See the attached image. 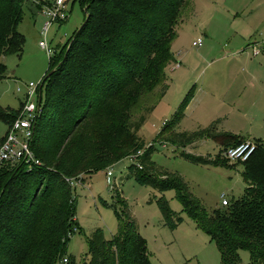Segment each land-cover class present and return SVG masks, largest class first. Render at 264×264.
<instances>
[{"label":"trees","instance_id":"1","mask_svg":"<svg viewBox=\"0 0 264 264\" xmlns=\"http://www.w3.org/2000/svg\"><path fill=\"white\" fill-rule=\"evenodd\" d=\"M26 1L0 0V81L7 77L3 56L24 51L26 36L19 30L25 19L24 4L32 14L38 13ZM188 1L80 0L86 23L61 48L59 60L50 58L51 67L42 81V87L47 84V98L43 105L41 88L42 112L32 142L42 164H8L0 169V264H57L64 258L67 264H76L75 256L68 254L69 234L78 229L73 189L59 194L60 189L73 186L74 180H66L72 172L105 170L102 165L108 161L97 149L83 154L80 146L79 158L62 162L64 150L82 124L86 139L95 132L113 135V127L121 124L132 146L126 150L124 145L123 154L137 153L129 175L161 192L175 190L183 209L217 242L222 264H241V249L250 251L251 264H264V144L260 140L247 161H238L247 184L243 196L211 214L180 175L157 171L152 161L155 142L139 154L146 146L139 133L169 89L166 67L174 60L170 44ZM147 97L149 105L142 103ZM191 98L189 93L171 120L164 122L162 142L183 149L207 137L219 139L224 149L243 142L244 137L219 132V120L204 129L176 132ZM136 109L140 114L132 120ZM19 110L0 105V119L10 127ZM36 145L43 146L36 151ZM180 155L195 164L231 165L222 157L211 160L186 151ZM55 164L58 170L52 171ZM116 195L121 197L118 189ZM158 205L166 225L177 228L181 220H174L168 201L161 198ZM88 254L87 264H150L146 240L128 215L110 240L97 228L89 238Z\"/></svg>","mask_w":264,"mask_h":264},{"label":"rangeland","instance_id":"2","mask_svg":"<svg viewBox=\"0 0 264 264\" xmlns=\"http://www.w3.org/2000/svg\"><path fill=\"white\" fill-rule=\"evenodd\" d=\"M37 1L44 3L47 0ZM26 2L38 10L39 4L35 0ZM24 8L25 19L19 27L26 36L24 51L21 55L3 56L8 78L0 81V105L16 110L25 101L27 84L41 83L51 67L48 50L40 45L44 40L41 28L46 17L39 16L34 21L32 11L25 4ZM68 10V20L54 23L49 31V46L55 51L53 62L62 57L61 48L85 21V8L80 0H70ZM199 38L203 39V44L194 46L193 42ZM255 47L260 53L255 54ZM170 49L175 60L166 67L169 89L139 133L146 140V146L139 154L155 142L152 161L157 171L180 175L190 192L211 214L222 207L223 194L230 202L243 196L247 186L242 175L243 165L227 159L229 147L224 149L219 139L202 138L183 149L162 142L159 135L164 122L171 120L182 100L192 93L186 116L175 127L176 132L204 129L219 120L216 122L219 132L227 131L250 139L243 141L257 143L254 141L257 139L264 144V0H189L178 18L176 37ZM19 87L21 91H18ZM46 98L45 83L43 105ZM37 100L38 97L34 98ZM144 102L149 105V98ZM139 114L136 109L131 119L135 120ZM84 125L68 143L61 156L62 162L79 158L82 152L91 154L95 149L108 161L102 165L105 170L92 173L80 168L72 172L66 180L69 183L74 180L73 186L70 183L64 190L60 189L59 194L73 189L78 229L69 234L68 254L75 256L76 264H87L89 238L97 228H102L106 239L110 240L124 225L127 215L136 220L140 234L146 240L150 264H222L217 242L183 209L175 190L161 192L129 175V167L137 153L123 154L124 145L126 150L132 146L128 142L130 135L121 124L113 127V135L95 132L89 139L83 137ZM8 130L9 124L0 119V142ZM41 146L36 145L35 150ZM80 146H83L82 152H79ZM182 151L211 160L222 157L231 165L195 164L182 157ZM51 169L56 171L58 167L55 164ZM110 169L113 174L108 178ZM117 189L120 198L116 195ZM161 198L168 201L174 220H181L175 229L165 223L158 205ZM240 259L241 264H251L250 251L241 249ZM57 264L67 262L62 259Z\"/></svg>","mask_w":264,"mask_h":264},{"label":"built area","instance_id":"3","mask_svg":"<svg viewBox=\"0 0 264 264\" xmlns=\"http://www.w3.org/2000/svg\"><path fill=\"white\" fill-rule=\"evenodd\" d=\"M38 4L41 1L35 0ZM69 0H47L41 2V6L37 12L46 17V21L41 28V34L44 40H41L40 45L43 49L48 50V55L51 58L55 51L49 46V31L54 23L66 22L69 18L68 10ZM203 39L199 38L194 42V45H202ZM255 54L260 53V50L255 47ZM180 66V63H177ZM42 82L36 84L31 82L26 86L25 101L22 103L20 110L14 121L10 124L7 134L4 135L0 142V169L8 164H26L29 166L41 165L40 161L33 150V136L37 126L38 118L42 112V103L39 101L41 94ZM21 91V88H18ZM38 97L37 101L34 98ZM257 149V143L252 141H243L235 146L229 147L226 151L227 159L231 161H247ZM108 178L112 175V170L107 171ZM229 201L222 195V205L226 206ZM68 262L67 258H64Z\"/></svg>","mask_w":264,"mask_h":264},{"label":"crops","instance_id":"4","mask_svg":"<svg viewBox=\"0 0 264 264\" xmlns=\"http://www.w3.org/2000/svg\"><path fill=\"white\" fill-rule=\"evenodd\" d=\"M70 1V0H69ZM191 3V2H190ZM34 15V17L32 18L34 21L36 20V18L37 17H39V16H43L42 14H39V13H36V14H33ZM44 17V16H43ZM45 18V17H44ZM195 42V41H194ZM194 42H193V45H194ZM203 44V43H202ZM194 46H200V45H194ZM175 60V59H174ZM181 65V64H180ZM179 67V66H178ZM8 78V75H7V77L5 78V79H7ZM4 79V80H5ZM4 80H1V81H4ZM9 108V107H8ZM3 137H4V135H3ZM2 137V138H3ZM2 138H1V140H2ZM243 139H247V140H250L249 138H243ZM257 139H255L254 141H256ZM253 141V140H252ZM221 143V142H220Z\"/></svg>","mask_w":264,"mask_h":264},{"label":"water","instance_id":"5","mask_svg":"<svg viewBox=\"0 0 264 264\" xmlns=\"http://www.w3.org/2000/svg\"><path fill=\"white\" fill-rule=\"evenodd\" d=\"M86 23V21H84V23L81 25V27H83V25ZM81 27L79 29H81Z\"/></svg>","mask_w":264,"mask_h":264}]
</instances>
